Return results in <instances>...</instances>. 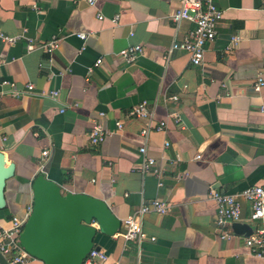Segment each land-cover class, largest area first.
<instances>
[{"label": "crops", "instance_id": "crops-1", "mask_svg": "<svg viewBox=\"0 0 264 264\" xmlns=\"http://www.w3.org/2000/svg\"><path fill=\"white\" fill-rule=\"evenodd\" d=\"M94 1L0 0V33L19 37L13 45L0 42V84L24 93L15 98L0 86V152L15 166L0 230L32 205L41 174L64 193L104 201L120 222L144 203L169 205L164 215L141 218L153 242H125L96 228L94 247L107 264H263L244 245L252 231L248 203L241 200L247 229L222 241L209 195L264 186V86L252 88L264 81V0L218 1L222 20L200 66L184 52L167 53L193 27L169 20L174 0ZM53 37L59 47L47 54L40 46ZM132 45L142 47L138 57L119 59ZM98 59L102 65L93 68ZM142 102L153 125L166 122L164 131L141 135L150 120L128 112ZM117 121L122 131L89 144L92 125L113 131ZM142 145L159 176L139 171Z\"/></svg>", "mask_w": 264, "mask_h": 264}, {"label": "built area", "instance_id": "built-area-1", "mask_svg": "<svg viewBox=\"0 0 264 264\" xmlns=\"http://www.w3.org/2000/svg\"><path fill=\"white\" fill-rule=\"evenodd\" d=\"M89 5H94V0H85ZM219 0H174L177 7L169 13V20L173 23L188 22L193 25L192 29L187 32V35L179 41L173 42L167 53L173 51H181L188 55L189 62L193 66H200L203 61V54L205 46L212 42L217 34V28L222 20V11L218 7ZM102 18V17H101ZM80 39H85L83 34H78ZM19 37H10L0 33V42L13 45L17 42ZM238 39L235 37L232 41V46ZM60 40L53 37L50 41L43 43L40 46L47 54H52L58 49ZM33 45L27 46V51L33 49ZM142 52V47L139 45H132L126 49L121 50L117 56L119 59L130 63L135 60ZM103 60L98 59L93 68H98L102 65ZM1 87H8L11 90L10 95L18 98L23 96V91L16 88L14 83L2 81ZM264 86L262 79H257L253 82L252 88L259 91ZM33 85L27 84L26 91L33 90ZM0 91V95H1ZM51 96H56V92H50ZM175 101L176 97L170 98ZM77 105V104H76ZM75 105V106H76ZM62 112V111H61ZM100 116H103L101 113ZM128 116L132 119H148L147 125L141 131V135L146 138L151 130L157 132L164 131L166 128L165 121H159L153 125L152 117L146 108V103L142 102L132 107ZM115 130L108 131L103 129L100 125H92L88 133V142L92 146L102 144L106 137L123 130V124L120 121L115 122ZM168 144L165 143V146ZM138 152L142 157V163L139 171L142 174L160 175V169L157 167L153 158L147 156V149L144 145L139 147ZM46 151L42 155H46ZM210 198L215 202L216 208V226L222 231L220 239L228 241L235 237V234L230 227L234 223L241 221V200L248 203L250 213L248 221L252 225V231L244 238V245L249 252L256 258L263 261L264 264V186H252L242 190L233 195L219 194L216 191L210 192ZM31 205L25 208L23 215H15L11 218V227L8 230H0V254L5 258L8 264H28L31 257L26 254L19 245V235L22 232L23 226L31 212ZM169 205L159 199L153 200L150 204H142L131 215L127 216L120 223V228L113 236L123 239L125 242H135L140 245L143 241L155 240L154 237H149L143 230L141 218L154 212L159 215H164L169 211ZM259 223V224H258ZM228 227V231L225 228ZM83 264H107V257L103 251L93 248L88 254ZM111 264H120L114 262Z\"/></svg>", "mask_w": 264, "mask_h": 264}, {"label": "water", "instance_id": "water-1", "mask_svg": "<svg viewBox=\"0 0 264 264\" xmlns=\"http://www.w3.org/2000/svg\"><path fill=\"white\" fill-rule=\"evenodd\" d=\"M14 169V164H7L0 152V209L6 205V182L13 177ZM31 206L18 240L22 250L42 264H83L95 248L96 228L113 236L121 224L104 201L64 193L58 184L41 174L32 183ZM232 229L242 234L247 227L234 223ZM0 264H8L1 254Z\"/></svg>", "mask_w": 264, "mask_h": 264}]
</instances>
